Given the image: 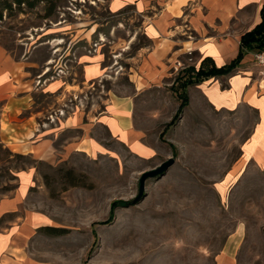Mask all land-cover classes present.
<instances>
[{
    "label": "rangeland",
    "instance_id": "374dc122",
    "mask_svg": "<svg viewBox=\"0 0 264 264\" xmlns=\"http://www.w3.org/2000/svg\"><path fill=\"white\" fill-rule=\"evenodd\" d=\"M132 9L112 0H0V44L16 61L13 79L29 91L11 107L0 100V200L20 199L0 211V232L20 225L34 264H214L239 230L238 264L264 263V173L249 164L227 175L257 115L210 108L197 83L180 87L181 72L135 98L146 152L106 139L97 153L39 159L25 145L33 140H21L63 104L82 98L95 112L107 91H130L128 71L148 44ZM98 52L111 68L79 98L45 92L58 75L80 81L78 57ZM42 226L66 231L51 235Z\"/></svg>",
    "mask_w": 264,
    "mask_h": 264
},
{
    "label": "crops",
    "instance_id": "0c3cea01",
    "mask_svg": "<svg viewBox=\"0 0 264 264\" xmlns=\"http://www.w3.org/2000/svg\"><path fill=\"white\" fill-rule=\"evenodd\" d=\"M132 5L141 18L140 29L148 44L138 52L137 63L128 71V93L107 91L103 108L85 109L83 99L58 107L52 118L39 126V132L21 140H33L26 147L39 159H59L71 153L100 152L102 140L126 141L137 153L149 149L142 127L136 125L135 98L143 91L169 85L170 80L187 66L198 68L205 58L217 67L234 60L240 38L260 19L264 0H112V6ZM254 51H246L239 64L228 74L212 76L198 82L200 92L210 108L232 112L252 110L257 117L243 139L241 154L229 168L231 178L252 164L264 173V72L255 64ZM81 80L58 75L45 83V92L59 97L79 95L109 72L111 66L102 52L78 57ZM16 67L0 44V100L4 106L19 104L29 94L13 79ZM113 67V66H112ZM41 74L40 77H42ZM69 87V88H68ZM77 87V88H74ZM79 98V97H78ZM90 108V107H89ZM30 117L23 125L29 124ZM30 127V125H29ZM101 131L106 134L102 135ZM20 199L0 200V211L17 207ZM40 228V226H39ZM239 230L232 232L213 256L214 264H238ZM25 234L20 225L0 232V264H34L24 252ZM264 264V263H262Z\"/></svg>",
    "mask_w": 264,
    "mask_h": 264
},
{
    "label": "trees",
    "instance_id": "16d2710c",
    "mask_svg": "<svg viewBox=\"0 0 264 264\" xmlns=\"http://www.w3.org/2000/svg\"><path fill=\"white\" fill-rule=\"evenodd\" d=\"M17 5L21 3H28L30 6H34L35 3H46L49 4L53 0H12ZM260 21L254 25L250 30L246 31L241 35L240 38V49L237 57L232 60L231 63L217 67L213 64L211 59L205 58L201 61L198 68L194 66H187L182 70L177 76L180 79V87L184 88L187 83H198L204 79L212 76L228 74L233 71V69L239 64V61L246 51H258L264 48V5L260 10ZM46 233L55 235L61 234L66 231L61 227L54 226H42Z\"/></svg>",
    "mask_w": 264,
    "mask_h": 264
},
{
    "label": "built area",
    "instance_id": "2783aa9c",
    "mask_svg": "<svg viewBox=\"0 0 264 264\" xmlns=\"http://www.w3.org/2000/svg\"><path fill=\"white\" fill-rule=\"evenodd\" d=\"M255 64L264 72V48L253 52Z\"/></svg>",
    "mask_w": 264,
    "mask_h": 264
},
{
    "label": "water",
    "instance_id": "95a60500",
    "mask_svg": "<svg viewBox=\"0 0 264 264\" xmlns=\"http://www.w3.org/2000/svg\"><path fill=\"white\" fill-rule=\"evenodd\" d=\"M169 163H171V160H169V161L163 163V164L161 165L160 168H164V167H166ZM151 173H152V172H151ZM151 173H149V174H151ZM153 173H154V172H153ZM141 186H142V185H141Z\"/></svg>",
    "mask_w": 264,
    "mask_h": 264
}]
</instances>
